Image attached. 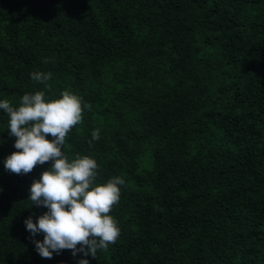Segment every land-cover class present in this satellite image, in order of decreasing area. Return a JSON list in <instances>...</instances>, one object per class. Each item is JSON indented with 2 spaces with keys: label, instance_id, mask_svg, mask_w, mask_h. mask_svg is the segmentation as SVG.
Wrapping results in <instances>:
<instances>
[{
  "label": "trees",
  "instance_id": "trees-1",
  "mask_svg": "<svg viewBox=\"0 0 264 264\" xmlns=\"http://www.w3.org/2000/svg\"><path fill=\"white\" fill-rule=\"evenodd\" d=\"M65 90L91 108L62 151L125 180L120 235L38 254L24 221L48 211L29 196L52 161L6 170L0 109V264H264V0H0V101Z\"/></svg>",
  "mask_w": 264,
  "mask_h": 264
},
{
  "label": "clouds",
  "instance_id": "clouds-1",
  "mask_svg": "<svg viewBox=\"0 0 264 264\" xmlns=\"http://www.w3.org/2000/svg\"><path fill=\"white\" fill-rule=\"evenodd\" d=\"M32 80L44 84L51 73L33 72ZM91 105L65 90L59 98H47L44 91L26 93L14 107L9 100L0 101L9 117L10 135L16 137L14 147L19 150L5 159V169L15 174H28L37 165L52 161L51 168L34 180L30 188L31 205L48 209L36 223L28 217L26 230L35 237L44 233L43 241L32 239L35 250L42 258L51 259L53 253L72 250L75 257H96L98 250H107L120 235L114 218L109 215L118 204L122 177H113L106 183H98V165L89 156L69 157L62 151L68 133L82 122L84 109ZM92 140L100 139V130L92 132ZM53 137L52 140L47 139ZM91 143V141H90ZM77 245H80L78 248ZM79 264H89L81 259Z\"/></svg>",
  "mask_w": 264,
  "mask_h": 264
}]
</instances>
